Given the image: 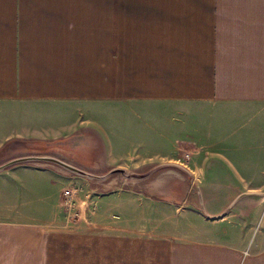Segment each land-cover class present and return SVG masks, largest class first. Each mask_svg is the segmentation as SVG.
<instances>
[{"label":"crops","instance_id":"1","mask_svg":"<svg viewBox=\"0 0 264 264\" xmlns=\"http://www.w3.org/2000/svg\"><path fill=\"white\" fill-rule=\"evenodd\" d=\"M0 155V264H264V0H0ZM43 156L150 174L67 228Z\"/></svg>","mask_w":264,"mask_h":264},{"label":"rangeland","instance_id":"2","mask_svg":"<svg viewBox=\"0 0 264 264\" xmlns=\"http://www.w3.org/2000/svg\"><path fill=\"white\" fill-rule=\"evenodd\" d=\"M185 115L184 113L178 114V133L176 137V143L179 148V153L177 157V163L181 167H185V164L188 162L186 157V150L189 152H193L195 149L194 147L201 146V139H195L194 141L187 140L185 136ZM174 140V139H173ZM4 157L0 155V160ZM9 161V160H8ZM8 161H0V164ZM150 169H117V170H108L106 172L101 171H91L88 170L93 175H82L77 173V186L76 184H72V187H75L78 190V200L77 205L78 210L77 213H63V218L65 220V226L67 228H81L84 226L93 225V215L95 216L96 213H93V210L97 206V199L101 196L103 192H113L119 189H126V188H136L139 183H143V177L148 176L150 173ZM162 171H166L163 169ZM168 176L175 177L177 175L178 178L187 177L185 171L180 169L179 167H172L168 169ZM164 174V172H162ZM166 173V172H165ZM79 174V175H78ZM164 178V176H163ZM172 178V179H173ZM94 185L101 186V188L93 189ZM160 187V186H158ZM196 188V187H195ZM98 189V190H97ZM101 189V190H100ZM200 189V188H199ZM64 199V193H63ZM64 208V207H63ZM138 217L136 216V219ZM208 218V217H207ZM142 222H147L149 219L147 217H143L140 219ZM212 220V219H211ZM218 219H213L214 226L222 225L223 222L219 221ZM74 225L75 227H69ZM59 227V226H57ZM93 231V230H92ZM86 240H93V236Z\"/></svg>","mask_w":264,"mask_h":264},{"label":"built area","instance_id":"3","mask_svg":"<svg viewBox=\"0 0 264 264\" xmlns=\"http://www.w3.org/2000/svg\"><path fill=\"white\" fill-rule=\"evenodd\" d=\"M78 190L69 186L64 190L63 207L66 213H77L78 206Z\"/></svg>","mask_w":264,"mask_h":264},{"label":"water","instance_id":"4","mask_svg":"<svg viewBox=\"0 0 264 264\" xmlns=\"http://www.w3.org/2000/svg\"><path fill=\"white\" fill-rule=\"evenodd\" d=\"M35 159H37V160H43V161H48V162L58 163V164H60V165H62L64 167H66L68 169H71L72 171H74L76 173H79V174H82V175H93V174H91L90 172H88L86 170H83V169H81L79 167L70 165V164H68V163H66L64 161H61V160L56 159V158H53L51 156H43V157H38V158H35ZM14 162L15 161H11V162L7 163L6 165H9V164L14 163ZM6 165H4V166H6ZM4 166L0 167V169L3 168Z\"/></svg>","mask_w":264,"mask_h":264}]
</instances>
